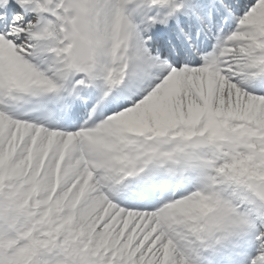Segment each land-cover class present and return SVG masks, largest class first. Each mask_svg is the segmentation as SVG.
Listing matches in <instances>:
<instances>
[{"label": "snow or ice", "instance_id": "1", "mask_svg": "<svg viewBox=\"0 0 264 264\" xmlns=\"http://www.w3.org/2000/svg\"><path fill=\"white\" fill-rule=\"evenodd\" d=\"M0 264H264V0H0Z\"/></svg>", "mask_w": 264, "mask_h": 264}]
</instances>
